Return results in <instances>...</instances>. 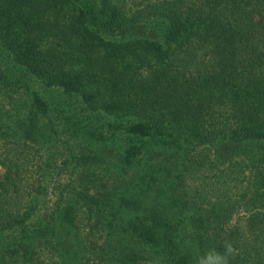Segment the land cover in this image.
Wrapping results in <instances>:
<instances>
[{
	"label": "trees",
	"instance_id": "1",
	"mask_svg": "<svg viewBox=\"0 0 264 264\" xmlns=\"http://www.w3.org/2000/svg\"><path fill=\"white\" fill-rule=\"evenodd\" d=\"M264 264V0H0V264Z\"/></svg>",
	"mask_w": 264,
	"mask_h": 264
},
{
	"label": "clouds",
	"instance_id": "2",
	"mask_svg": "<svg viewBox=\"0 0 264 264\" xmlns=\"http://www.w3.org/2000/svg\"><path fill=\"white\" fill-rule=\"evenodd\" d=\"M220 247H222V251L217 247L208 249L197 258L196 264H233L238 251L234 244L224 240Z\"/></svg>",
	"mask_w": 264,
	"mask_h": 264
}]
</instances>
